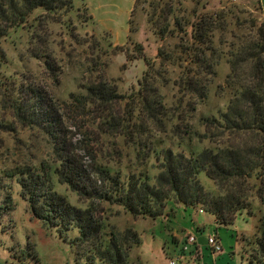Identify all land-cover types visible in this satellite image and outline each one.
Listing matches in <instances>:
<instances>
[{
	"label": "trees",
	"instance_id": "obj_1",
	"mask_svg": "<svg viewBox=\"0 0 264 264\" xmlns=\"http://www.w3.org/2000/svg\"><path fill=\"white\" fill-rule=\"evenodd\" d=\"M76 1L0 0V38L41 21L40 12L57 18L70 13ZM81 2L87 9V0ZM141 3L136 0L126 44L115 47L128 61L144 63L137 92L126 97L106 82L94 83L87 95L71 94L67 115L40 87L20 83L9 93L15 116L44 130L56 159L54 166L41 162L0 177V218L5 209H13L16 183L33 217L61 232L77 263L139 264L132 262L131 252L141 238L133 229L107 232L93 204L76 207L55 191L53 175L79 197L121 206L134 217L157 219L173 201L202 208L229 227L250 211L252 196L264 203V22L254 20L257 30L246 38L240 35L243 12L235 4L220 2L213 8L208 0H192L194 7L188 9L184 0H145L147 23L159 41L153 59L134 40L140 29L133 19ZM222 65L228 73L218 83ZM168 86L176 91L170 105L161 93ZM214 96L227 98L225 108L202 115L203 132L194 130L200 106ZM69 113L74 118L95 114L100 137H121L138 165L157 163L156 180L138 173L139 167L124 177L102 167L89 172L70 138ZM169 133L180 141L177 148L157 145L155 138ZM188 138L209 145L194 149L188 143L186 148ZM254 243L252 253L241 257L247 264H264V222Z\"/></svg>",
	"mask_w": 264,
	"mask_h": 264
},
{
	"label": "rangeland",
	"instance_id": "obj_2",
	"mask_svg": "<svg viewBox=\"0 0 264 264\" xmlns=\"http://www.w3.org/2000/svg\"><path fill=\"white\" fill-rule=\"evenodd\" d=\"M141 1L133 19L135 26L140 29L134 40L143 43L145 55L155 59L159 41L147 23L145 8L148 7L143 3L145 0ZM258 1L261 2L223 1L235 4L242 10L240 35L243 37L248 38L256 32L254 20L258 18L257 22H264V10H259ZM75 5L74 10L60 14L58 18L40 12L41 21L32 20L24 29L12 31L7 37L0 38V177L24 166H39L41 162L54 166L53 161L56 159L44 130L37 125L23 123L15 116L9 93H13L16 84L24 83L44 89L65 115V104L70 103L71 94L87 95V87L91 84L106 82L126 97L139 89L138 81L145 71L143 61H128L125 53L115 49L126 44L131 32L126 38L122 31L105 30V25L93 20L91 9L82 7L81 0H77ZM184 5L188 9L194 7L192 0H184ZM210 6L219 8L220 4ZM122 9V15L117 16V19L124 22L127 15ZM96 13L99 17L98 11ZM123 22L120 24L118 21L120 29L127 27ZM227 73L228 67L222 65L217 82L222 83ZM3 90L7 91L6 95ZM161 93L167 104L175 101L173 86L162 87ZM226 100V97L214 96L207 104L200 106L192 120L194 130L203 132L200 117L224 109ZM95 116L91 113L74 118V114L69 113L70 120H67L70 138L79 155L85 158L89 172L102 167L124 177L139 167L138 173H146L156 180L159 173L157 163L150 161L149 164L138 165L134 155H128L129 150L121 137H100L94 125ZM166 122L169 121L166 119ZM171 136V133L158 135L155 138L157 145L162 142V146L177 148L180 141L173 140ZM187 140L186 148L188 143L194 149L209 145L207 140L203 143L196 138ZM204 180L207 187H214L209 180ZM52 181L55 191L74 206L86 209L93 204L98 209L99 218L104 220L107 232L135 230L140 235L141 244L132 250L131 260L139 264H170L171 259L178 254L172 249V243L179 242L173 235L178 230L175 224L177 219L183 220L186 210H189L193 220L197 216L213 218L217 225L215 235L218 236V231L222 230L225 240H232V247L238 248L239 255L245 254L246 257L252 253L255 238L260 234L264 222V203L256 195L250 198V211L243 212L233 225L226 227L220 226L216 218L202 208L187 207L173 201L169 203L165 214L157 219L134 217L121 206L79 197L54 175ZM13 186V209H5L0 218V264H84L85 261L77 263L71 245L61 232L33 217L29 204L20 196V186L16 183ZM261 187L264 191V182ZM193 220L192 223H195ZM193 225L196 232V226ZM202 237L207 239L208 232Z\"/></svg>",
	"mask_w": 264,
	"mask_h": 264
},
{
	"label": "crops",
	"instance_id": "obj_3",
	"mask_svg": "<svg viewBox=\"0 0 264 264\" xmlns=\"http://www.w3.org/2000/svg\"><path fill=\"white\" fill-rule=\"evenodd\" d=\"M208 1L212 4H217L225 0ZM135 3L136 0H87L86 2L87 6L91 9L93 20L96 23L105 25V30L108 31H122L125 33L126 38L128 37L130 31L129 21L131 19L132 11L135 7ZM261 3L262 9L264 10V0H261ZM122 8H124L127 15L124 22L122 19H117V16L122 15ZM97 11L99 13V17H97ZM118 21H120V24H122V22L126 23L127 27L125 29H120V24H118ZM124 43L120 45H123ZM202 217L203 216H197L193 220L189 210H186L184 216L182 217L183 220L178 221L179 219H177V224L175 225L178 226V230H176L173 235L178 238L179 242L175 241V243H172V249H175L174 253L176 254L181 252L182 248L187 245L189 246L191 252H196L192 263L188 264H247L242 259L241 254L239 255L238 248L234 249L232 247L234 246L233 241L231 240V242H227L225 240V235L223 234L222 230L218 231V237L221 242L223 251L219 254H215L211 251L208 246V239L210 236L216 234V221L213 218ZM192 220L195 223H192ZM193 224H195L196 226V232H194L193 230ZM176 232H178V234H176ZM205 232H208L207 239L202 237V234H204ZM189 236L196 237V244L192 246L187 244Z\"/></svg>",
	"mask_w": 264,
	"mask_h": 264
},
{
	"label": "built area",
	"instance_id": "obj_4",
	"mask_svg": "<svg viewBox=\"0 0 264 264\" xmlns=\"http://www.w3.org/2000/svg\"><path fill=\"white\" fill-rule=\"evenodd\" d=\"M188 245H194L196 244V237L195 236H189L187 240ZM208 246L211 249V251L215 254H219L223 251L221 242L219 240V237L217 235H212L208 239ZM196 255L195 251H190L189 246H185L182 248L181 252L175 255L170 261V264H188L192 263L194 257Z\"/></svg>",
	"mask_w": 264,
	"mask_h": 264
}]
</instances>
